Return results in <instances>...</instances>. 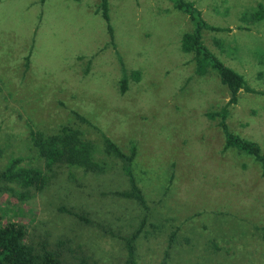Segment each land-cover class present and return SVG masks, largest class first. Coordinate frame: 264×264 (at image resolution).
Instances as JSON below:
<instances>
[{"label": "rangeland", "instance_id": "obj_1", "mask_svg": "<svg viewBox=\"0 0 264 264\" xmlns=\"http://www.w3.org/2000/svg\"><path fill=\"white\" fill-rule=\"evenodd\" d=\"M95 1L0 0V76H6L0 80V168L10 157L33 154L28 124L48 133L72 125L92 143L94 157L108 162L95 179L81 169L68 168L74 178L57 170L23 204L25 212L7 215L26 222L30 240L57 250L64 264L85 255L89 264H125L120 236L138 226L142 210L112 193L126 182L119 161L103 153V134L125 153L136 145L133 174L153 215L164 218L156 221L161 229L137 239L138 264H264L263 169L248 154L220 152L218 119L205 113L225 105L229 94L214 72L195 75L192 55L181 51L188 17L168 0H107L115 50L106 44L101 15L87 9ZM192 1L209 24L230 28L204 31L205 45L249 87L264 90V19L250 30L238 28L246 25L243 14L264 0ZM24 54L27 72L20 69ZM122 67L139 72L138 80L128 77L123 95ZM226 122L264 152V96L241 92ZM174 231L178 239L165 253Z\"/></svg>", "mask_w": 264, "mask_h": 264}, {"label": "trees", "instance_id": "obj_2", "mask_svg": "<svg viewBox=\"0 0 264 264\" xmlns=\"http://www.w3.org/2000/svg\"><path fill=\"white\" fill-rule=\"evenodd\" d=\"M168 1L176 10L186 15L191 23V30L184 32L181 36L180 48L182 52L192 55L195 63L194 74L205 76L210 72H214L220 83L227 88L226 91L229 94V99L226 104L218 110L205 113L206 117L210 120L218 119L217 125L223 134V144L220 152L225 153L229 149H235L239 153L248 154L261 163L262 173L264 174V152L261 150L260 145L255 141L233 133L226 122L229 115V106L237 103L238 95L241 92L264 96V90H256L249 87L243 74L225 65L203 42L204 31L227 32L230 31V28L209 24L202 17L200 9L192 0ZM99 2L97 12L101 14L106 23L109 35L107 44L115 49L108 1L100 0ZM252 8L251 11H246L241 17L246 25L238 26L239 29L250 30V25L264 19L263 2L257 3ZM214 42L220 50H225L221 40L214 39ZM227 48L234 51L236 46L230 44ZM25 65H28V55L26 56ZM138 74V71H132L130 74L126 73L122 67V76L119 80V94L123 95L128 90V77L130 76L138 80ZM71 112L77 120L81 122L87 121L78 112L74 110ZM28 126V137L31 144L30 151L33 154L27 155L28 157L26 158L21 156L10 157L6 165L0 168V264H64L57 250L49 248L45 243L32 242L29 238V225L26 222L11 219L7 215L8 210L11 209V212L14 213L15 210L21 208L22 212H25L26 209L23 204H26L36 194L42 192L49 184L50 178L61 168L67 170L68 168H73V170L81 169L82 174H89L92 179H95L97 178V173L99 174L103 170L101 163L108 164V162L105 157H94L92 143L81 138V131L72 125H61L53 133L44 132L39 128L36 129L33 124H28ZM102 136L103 153L107 156L113 155V158L119 161L122 174L125 176V189L112 193L125 200L134 201L142 210L140 215H138L140 218L138 226L128 236H120L127 252L125 264H138L136 259L137 239L142 233L148 235V232H151L150 228L151 230L161 229V224L158 223L164 222V218L153 215V212H151L152 208L148 204V198L133 174L131 167L137 154L136 145L132 143L129 152L125 153L111 139L103 134ZM73 170H68L72 178H74L75 174L71 172ZM171 180L172 178L170 177ZM80 185L81 182L79 181L78 186ZM170 186V184L166 185V192L170 189ZM59 211L65 213L71 212L66 207L59 208ZM73 215L77 216L82 223H89V219L76 213ZM169 236L165 253H168L174 241L178 239L176 231L172 232ZM78 258L76 264H89V256H79ZM161 264H164V262Z\"/></svg>", "mask_w": 264, "mask_h": 264}, {"label": "crops", "instance_id": "obj_3", "mask_svg": "<svg viewBox=\"0 0 264 264\" xmlns=\"http://www.w3.org/2000/svg\"><path fill=\"white\" fill-rule=\"evenodd\" d=\"M80 0H73V2L74 3H78ZM100 0H96L95 2H93L92 3V6H88L87 7V9H88V11L91 13V15H93V16H97L98 14L99 15H101L99 12H97V9H98V6H99V2ZM39 2L41 3V4H44V2H45V0L44 1H42V0H39ZM102 17V16H101ZM93 19V18H92ZM104 20V19H103ZM105 28H106V32L108 33V31H107V27H106V25H105ZM108 41H109V37H108V40H107V42H106V44L108 43ZM114 43H115V40H114ZM111 47V49H114V47H112V46H110ZM116 48V47H115ZM116 50V49H115ZM27 56V55H26ZM26 56H25V54L23 55V59H24V61H23V65H22V68H20L21 70H23L24 72H27V70L29 69V62H28V65L26 66L25 65V62H26ZM84 55H78L77 56V58H78V60H82V57H83ZM90 64H91V60L89 59V61H88V64L86 63V65L83 67V69L81 70V72H83L84 73V75L85 74H87L88 72H89V66H90ZM21 67V66H20ZM6 78V76H4L3 75V77H1L0 76V80H3V79H5ZM18 78H16V80H17ZM5 86V85H4ZM6 87V86H5Z\"/></svg>", "mask_w": 264, "mask_h": 264}]
</instances>
